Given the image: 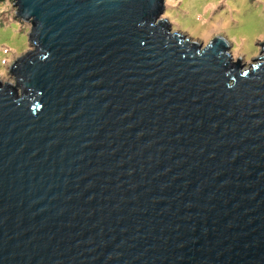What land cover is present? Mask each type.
Wrapping results in <instances>:
<instances>
[{
    "label": "water",
    "instance_id": "obj_1",
    "mask_svg": "<svg viewBox=\"0 0 264 264\" xmlns=\"http://www.w3.org/2000/svg\"><path fill=\"white\" fill-rule=\"evenodd\" d=\"M0 264H264V45L174 32L165 0H13Z\"/></svg>",
    "mask_w": 264,
    "mask_h": 264
},
{
    "label": "rangeland",
    "instance_id": "obj_2",
    "mask_svg": "<svg viewBox=\"0 0 264 264\" xmlns=\"http://www.w3.org/2000/svg\"><path fill=\"white\" fill-rule=\"evenodd\" d=\"M163 18L174 32L206 46L226 39L237 63L248 69L262 55L264 0H165ZM13 0H0V81L14 84L10 67L31 48V25L16 17Z\"/></svg>",
    "mask_w": 264,
    "mask_h": 264
}]
</instances>
